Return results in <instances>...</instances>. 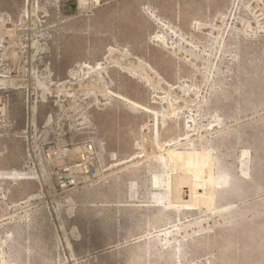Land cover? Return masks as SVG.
Returning a JSON list of instances; mask_svg holds the SVG:
<instances>
[{
	"label": "rangeland",
	"instance_id": "obj_1",
	"mask_svg": "<svg viewBox=\"0 0 264 264\" xmlns=\"http://www.w3.org/2000/svg\"><path fill=\"white\" fill-rule=\"evenodd\" d=\"M85 1L0 0V264H264V0Z\"/></svg>",
	"mask_w": 264,
	"mask_h": 264
},
{
	"label": "bare ground",
	"instance_id": "obj_2",
	"mask_svg": "<svg viewBox=\"0 0 264 264\" xmlns=\"http://www.w3.org/2000/svg\"><path fill=\"white\" fill-rule=\"evenodd\" d=\"M80 2H81V4H84L86 1L85 0H80ZM9 30V29H8ZM128 103H129V101H128ZM130 104V103H129ZM240 155V154H239ZM241 155H244V153H242ZM198 156V155H197ZM189 157V156H188ZM194 158V157H193ZM249 158V157H248ZM251 158V157H250ZM259 159V158H258ZM247 160V159H246ZM242 161V160H241ZM194 162V161H193ZM261 162H262V160H261ZM246 163H247V161H246ZM257 163H259V162H257ZM200 164H201V162H200ZM196 165V164H195ZM204 165V164H203ZM200 166V165H199ZM241 166H242V172L243 173H245V164L244 163H241ZM251 167V166H250ZM240 169V168H239ZM238 169V170H239ZM247 170V169H246ZM250 170V169H249ZM217 171H219L218 173H216L214 176H211V177H209L208 178V185H211V186H209V191H211L210 193H212V190H213V188H215V187H222V186H224L223 184H225L226 183V181H227V176H225L224 175V172L222 171V169H218ZM201 172V171H200ZM246 176V175H245ZM155 178V177H154ZM157 179H160V177L159 178H157ZM160 181H162V180H160ZM156 182H158V181H156ZM207 182V181H206ZM51 183V182H50ZM159 183V182H158ZM161 183V182H160ZM159 183V184H160ZM157 184V183H156ZM201 184V183H200ZM207 184V183H206ZM161 185H163L162 183H161ZM194 186V185H193ZM193 186H192V188H193ZM203 187V186H202ZM207 187V186H206ZM219 188V189H220ZM117 189V188H116ZM171 189V188H170ZM183 189V188H182ZM181 189V190H182ZM185 190H186V188H185ZM178 191V190H177ZM193 191V190H192ZM195 191V190H194ZM208 191V192H209ZM185 193V192H187V191H178V193ZM200 192V191H199ZM207 192V193H208ZM195 193V192H194ZM116 194V193H115ZM191 192H190V196H191ZM166 200H167V198H165ZM128 200V199H127ZM165 200V202H167ZM67 203V202H66ZM72 203V202H71ZM72 205V204H71ZM167 205H169L168 203H167ZM166 205V206H167ZM165 206V207H166ZM174 208V207H173ZM61 223V222H60ZM50 225V224H49ZM263 228V227H262ZM260 231H261V229H260ZM236 233H237V231H236ZM235 233V234H236ZM248 234V233H247ZM237 238V237H236ZM259 239V238H258ZM242 241V240H241ZM148 243V242H147ZM66 245H67V247H70V244L69 243H66ZM146 248H147V246H146ZM177 248V247H176ZM175 248V249H176ZM176 255V254H175ZM146 262V261H145Z\"/></svg>",
	"mask_w": 264,
	"mask_h": 264
}]
</instances>
